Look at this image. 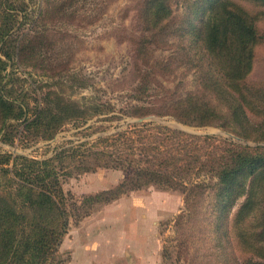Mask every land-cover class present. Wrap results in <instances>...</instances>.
<instances>
[{
  "label": "rangeland",
  "instance_id": "1",
  "mask_svg": "<svg viewBox=\"0 0 264 264\" xmlns=\"http://www.w3.org/2000/svg\"><path fill=\"white\" fill-rule=\"evenodd\" d=\"M7 1L16 15L7 37L16 47L4 72L5 81L13 80L7 90H13L14 96L25 94L29 115L37 109L40 98L52 91L91 111L86 120L65 122L51 136L24 133L21 122L10 119L7 135H13L14 141L8 143L0 135V153L43 160L82 145L80 151L110 154V136L128 124L141 122L239 146L264 147L263 141L254 138L262 134L250 130L242 133L217 125H186L163 114L169 93L185 98L199 88L212 92L199 86L194 67L201 53L197 34L211 9L204 1L199 0L197 8L192 5L195 0L172 2V15L158 24L164 32L155 37L146 32L157 24L147 20L150 0ZM231 1L250 12L256 10L251 0ZM257 27L263 40L254 48L246 81L263 87L264 20L258 21ZM23 43L29 49H22ZM136 114L145 116L137 118ZM206 143H199L203 155ZM215 143L226 147L225 143ZM99 162L104 163L102 159ZM95 164L90 159L84 168L79 157L57 164L62 172L70 173L60 179L70 208L73 201L80 203L86 196L111 190L133 173L132 168H93ZM193 180L216 181L207 172L193 176ZM243 200H238L233 213ZM211 204V195L206 196L202 209L210 211ZM88 211L85 217L69 218L68 232L57 253L61 264H235L252 257L250 248L236 241L234 232L226 236L223 222L217 226L214 214L206 220L196 215L183 221V230L176 229L178 215L187 212L184 195L178 190L143 187L108 203L92 204Z\"/></svg>",
  "mask_w": 264,
  "mask_h": 264
},
{
  "label": "trees",
  "instance_id": "2",
  "mask_svg": "<svg viewBox=\"0 0 264 264\" xmlns=\"http://www.w3.org/2000/svg\"><path fill=\"white\" fill-rule=\"evenodd\" d=\"M202 1L211 9L197 34L201 53L196 56L194 67L198 71L199 86L212 92L199 88L185 98L169 93L163 114L186 125H217L242 133L250 130L262 134L254 138L264 142V86L256 87L246 81L254 48L263 40L257 23L264 20V0H251L256 7L254 12L231 0ZM172 2L178 0L149 1L147 20L157 24L147 29L148 34L155 37L164 32L158 24L167 22L172 15ZM198 3L195 0L192 5L197 8ZM12 10L7 0H0V135L8 143L14 141L13 135H7L10 126L6 123L10 119L20 121L19 127L24 133L51 136L65 122L86 120L87 112L91 111L52 91L40 98L37 109L29 115L25 94L20 92L14 96L13 90H7L13 80L5 81L4 72L7 60L12 59L16 50L7 40L16 24ZM22 49L29 46L23 43ZM143 65L148 67V63ZM205 142L203 155L199 143ZM215 142L225 143L226 147ZM81 146L63 149L43 160L0 153V264H61L57 253L68 232L70 217H85L92 204L108 203L148 186L178 190L184 195L187 212L178 215L176 229L183 230V221L196 215L206 220L214 214L218 227L223 222L227 237L234 232L236 241L250 248L252 257L234 263L264 264L263 146H239L212 136L199 137L142 122L128 124L125 130L110 136V154L88 149L84 150L88 151L85 154L80 151ZM203 156L207 157L206 162L201 160ZM76 157L84 168L93 159L96 162L93 168H132L133 173L111 190L86 196L80 203L73 201L70 208L60 182L62 176L70 173L62 172L57 164ZM101 159L104 163L99 162ZM202 172L209 173L216 181L212 184L194 181L193 176ZM209 195L213 204L210 211L203 210L202 203ZM242 197L244 200L233 213ZM247 221H251L250 227L246 226Z\"/></svg>",
  "mask_w": 264,
  "mask_h": 264
}]
</instances>
